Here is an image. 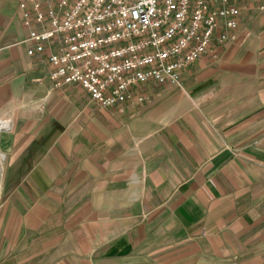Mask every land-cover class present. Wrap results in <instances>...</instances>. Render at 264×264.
Instances as JSON below:
<instances>
[{
    "label": "crops",
    "instance_id": "0c3cea01",
    "mask_svg": "<svg viewBox=\"0 0 264 264\" xmlns=\"http://www.w3.org/2000/svg\"><path fill=\"white\" fill-rule=\"evenodd\" d=\"M19 1L0 0V264H264V11L181 90L101 106L27 53Z\"/></svg>",
    "mask_w": 264,
    "mask_h": 264
},
{
    "label": "built area",
    "instance_id": "2783aa9c",
    "mask_svg": "<svg viewBox=\"0 0 264 264\" xmlns=\"http://www.w3.org/2000/svg\"><path fill=\"white\" fill-rule=\"evenodd\" d=\"M27 53L43 54L54 87L78 83L112 106L144 101L147 84L181 85L180 72L232 38L242 10L264 0H20ZM223 27L224 29H220ZM136 90V92H135Z\"/></svg>",
    "mask_w": 264,
    "mask_h": 264
},
{
    "label": "rangeland",
    "instance_id": "374dc122",
    "mask_svg": "<svg viewBox=\"0 0 264 264\" xmlns=\"http://www.w3.org/2000/svg\"><path fill=\"white\" fill-rule=\"evenodd\" d=\"M249 10H252L253 12H255V13H258L259 11H256V10H253V9H248V10H246V11H249ZM161 89H162V91L163 92H165V91H167V90H169V89H172V90H176V89H182V84L179 86H177V85H166V86H161ZM158 93V92H157ZM144 94H146L147 95V98L143 101V102H145V101H148V100H151V98L153 97V95H154V93L153 92H146V93H144ZM87 95V94H86ZM88 97V96H87ZM88 99H89V97H88ZM0 151L3 153V158H2V162H1V169H2V164H3V160H4V147L2 146V144H1V141H0ZM0 176H1V172H0Z\"/></svg>",
    "mask_w": 264,
    "mask_h": 264
},
{
    "label": "bare ground",
    "instance_id": "6f19581e",
    "mask_svg": "<svg viewBox=\"0 0 264 264\" xmlns=\"http://www.w3.org/2000/svg\"><path fill=\"white\" fill-rule=\"evenodd\" d=\"M2 126H3V122H2V120H0V130H1ZM2 158H3V153L0 151V172H1Z\"/></svg>",
    "mask_w": 264,
    "mask_h": 264
}]
</instances>
